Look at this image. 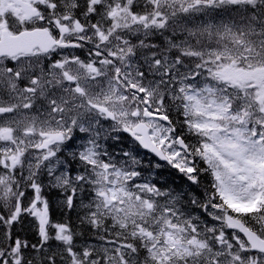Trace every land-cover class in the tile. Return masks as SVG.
<instances>
[{
  "label": "snow or ice",
  "instance_id": "obj_1",
  "mask_svg": "<svg viewBox=\"0 0 264 264\" xmlns=\"http://www.w3.org/2000/svg\"><path fill=\"white\" fill-rule=\"evenodd\" d=\"M0 264H264V0H0Z\"/></svg>",
  "mask_w": 264,
  "mask_h": 264
}]
</instances>
